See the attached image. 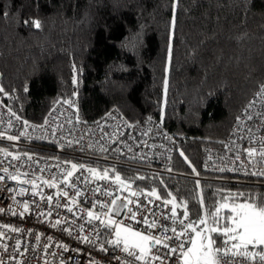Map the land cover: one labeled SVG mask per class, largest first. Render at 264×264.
<instances>
[{
	"label": "trees",
	"instance_id": "obj_1",
	"mask_svg": "<svg viewBox=\"0 0 264 264\" xmlns=\"http://www.w3.org/2000/svg\"><path fill=\"white\" fill-rule=\"evenodd\" d=\"M0 5V101L17 116L42 123L65 100L73 101L85 125L113 109L133 124L149 115L161 120L163 114L177 144L167 166L172 171L154 163H115L122 176L150 178L133 188L159 190L162 179L178 198L189 200L200 189L206 197L217 187L243 190L248 177L220 173L213 164L223 166L219 156L232 155L219 141L229 140L256 82L264 81V0H0ZM37 19L39 29L24 23ZM29 149L97 169L114 164Z\"/></svg>",
	"mask_w": 264,
	"mask_h": 264
},
{
	"label": "snow or ice",
	"instance_id": "obj_2",
	"mask_svg": "<svg viewBox=\"0 0 264 264\" xmlns=\"http://www.w3.org/2000/svg\"><path fill=\"white\" fill-rule=\"evenodd\" d=\"M3 15L7 16L8 13L4 12ZM24 23H31L37 29L41 27L38 19ZM168 59L171 60V48ZM3 92L4 89L0 87V93ZM253 97L235 118L236 123L229 140L219 141L225 153L232 155L219 156L223 166L213 164L214 170L220 173L234 172L248 177L243 190L232 191L225 187H217L211 192V196L216 199L208 203L211 196L206 197L203 194V189H200L201 181L197 179L194 183L200 191L195 192L191 200L180 199L177 194L168 190L162 179L160 185L163 187L159 190L157 187L150 190L141 189L139 186L133 188L137 180L144 181L150 178L143 175L122 176L123 169H117L115 163L97 169L67 159L51 166L45 163L44 167H39L40 160L30 155L31 149L23 151L21 155L0 148V155L4 157V161H0V182L7 178L18 185L17 188L7 189L8 193L12 194L10 196L12 203L6 208L0 207V215L10 214L21 220L26 215L32 216L39 223L67 234L77 244H84L105 254L110 248L114 252L118 250L123 255H114L112 259L119 264H264V81L256 82ZM64 103L73 106L72 100H65ZM258 103L261 110L255 111ZM9 112L16 120H21L15 112L11 110ZM108 115L115 119L111 113ZM148 120L151 122L152 117ZM7 126V129L0 131V139L12 142L19 141L21 137H28L25 131L7 134L8 129L13 127L11 120L7 121ZM22 126L30 125L24 120ZM133 126L127 124L129 128ZM32 127L44 128L45 125ZM105 138L109 143H123L128 152L133 151L132 146L126 142L112 140V134L105 133L100 140ZM165 138L168 137L165 135ZM82 139L83 137L75 141L69 139L62 147L76 150L74 146L80 145ZM99 146L103 152H118L115 157L118 162L121 156H125V162L137 159L136 156L127 157L122 150L110 149L103 144ZM86 147L91 149L93 145L88 144ZM78 150L85 151V146ZM180 155L184 157L191 173L199 177L201 173L196 166L183 152H180ZM22 156L32 162L28 165L31 171L22 172L20 169L24 167L23 164L12 163L20 162ZM211 159L210 156L209 160ZM5 161L7 166H4ZM167 171L171 172L172 169L169 168ZM45 172L50 175L45 177L38 174ZM23 185H29L30 188ZM84 185L95 186L82 187ZM45 188L54 191L45 194ZM0 191L4 189L0 188ZM89 193L92 197L105 199L102 201L98 198H89ZM124 193L127 194L123 195ZM26 195H30L31 199H17ZM156 201H160L168 209L167 214L156 210L160 208V204H156L155 209L151 207ZM84 203L89 206L84 207ZM190 203L192 208L189 207ZM61 209L72 214L73 219L61 215ZM54 214L56 218L53 222L51 218ZM77 220L84 223L77 224ZM136 225H141L142 228ZM26 232L34 236L35 244L32 250L39 249L42 258L50 256L56 258L59 264H69V261L75 264L73 256L65 258L63 255L74 252L87 256V264H98L91 251L85 252L80 247L73 248L61 240H54L51 235L11 223H0V253L6 254L0 255V264H11L12 261L23 264L19 258L26 257L29 248L23 247L22 250L24 242L10 233ZM9 240H14V244H9L7 242ZM53 248L60 251H50ZM44 264H51V261L44 259Z\"/></svg>",
	"mask_w": 264,
	"mask_h": 264
},
{
	"label": "built area",
	"instance_id": "obj_3",
	"mask_svg": "<svg viewBox=\"0 0 264 264\" xmlns=\"http://www.w3.org/2000/svg\"><path fill=\"white\" fill-rule=\"evenodd\" d=\"M252 97L249 99H253ZM248 100V101H249ZM248 103V102H247ZM246 103V104H247ZM245 104V105H246ZM242 107V109L245 107ZM241 109V111H242ZM9 108L0 101V118H2V122H0V131L7 129V121L11 120L13 127L8 129L7 134L18 133L19 131H25L28 133V137H21L19 141H7L6 139H0V148H6L9 151H12L15 154H21L23 151H26V147H38L42 150H55L58 152H66L73 155V157H100L106 161L111 163H127V164H134V163H154L157 164L158 167L162 169H167L168 164L173 159L174 150L177 148L176 140L174 139L172 133L169 129L165 126V123L162 122L160 119H157L151 115L147 116L145 120L139 124H133L129 122L124 114H122L119 110L113 109L107 113V115L101 119L100 121L85 125L82 123L78 118L77 111L71 106L66 103L59 102L52 108L51 112L49 113L48 117L42 123H34L32 121L26 120L21 118V120H16L15 117L10 115ZM261 105L258 103L256 106L255 111H260ZM12 112V111H11ZM109 113H111L112 117H109ZM241 114V113H240ZM149 117H152V121L148 120ZM28 121L30 126H22V121ZM127 122V123H126ZM127 124H133L134 126L129 128ZM45 125L44 128L40 127H32V126H39ZM147 132V135L144 133ZM55 133V134H53ZM105 133L112 134V140L126 142L127 144L132 146L133 151L128 152L126 148H124L123 143H109L108 139L105 138L104 140H100V137L104 136ZM165 135L168 137L165 138ZM260 135V133H258ZM30 137V138H29ZM40 137H43L42 139ZM83 137L81 140L80 145H75L74 149H64L62 144L71 139L75 141ZM99 142V143H97ZM143 142H147L146 144ZM88 144H92L93 147L88 149L86 146ZM100 144H103L110 149H117L122 150L126 153L127 157L136 156V160H128L125 162V156L119 157V162L115 159L118 155V152L109 151L103 152L100 149ZM139 145V147H137ZM82 146H85V151L80 152L78 149ZM30 155H34L37 159L40 160L39 167H44L45 163L49 166L54 165L58 161H64L61 159H57L55 157L41 155L36 152H30ZM211 155H207V164L209 168L211 167L212 160H209ZM212 157V156H211ZM42 158V159H41ZM10 159V158H9ZM0 161H4V157L0 155ZM13 164H23L20 170L23 171H31L28 167L29 164L32 162L27 161L26 157L22 156L20 162H12ZM4 166H7V161H5ZM36 167V165H33ZM15 169H10V171H14ZM55 171V169H53ZM39 175H44L47 177L50 173H38ZM25 177H21L24 179ZM103 184V182H100ZM24 187H29V185H23ZM95 185H84L82 187H94ZM17 182L10 181L6 178L4 182H0V188L4 189V191H0V207H8L12 203L10 196L11 193H8V188H17ZM115 188V186H113ZM45 194H49L53 192L52 189H44ZM124 193L123 195H126ZM89 198H98L100 200H104V197H92L91 194H88ZM18 200L23 199H31L30 195H26L25 197H17ZM38 199V197H37ZM143 200L144 197H141ZM156 204H160V208L156 209L158 212H163L167 214L168 209L165 208L160 201H156L154 205H151L155 209ZM84 207H88L87 203L83 204ZM61 215L67 216L70 220L73 219L72 214L66 213L63 209L60 210ZM55 214L51 218L54 222ZM0 223H11L16 226L23 227L25 229H33L35 232H42L46 235H51L54 237V240H61L64 243L70 244L73 248L80 247L85 250V252L91 251L93 257L98 262V264H119L118 261L112 259L114 255H123L118 250L113 251L111 248L107 254L103 252L96 251L84 244H77L73 239L67 236V234L61 233L58 229L51 228L46 226L45 224L39 223L34 217L27 216L21 220L18 217H14L9 215H0ZM84 223L82 220H77V224ZM170 223V222H169ZM87 227V225H85ZM138 228H142L141 225H136ZM10 235L14 236L17 239H20L22 242V250L23 247H28L29 251L26 254V257H20L19 259L23 261V264H44V259L51 261V264H59L58 260L53 257H44L42 258V253L39 249L36 251L32 250L33 244H35L34 236L28 234H13ZM9 244H14V240L7 241ZM50 251L59 252L60 250L57 248H53ZM0 255H5L0 253ZM64 257L73 256L75 259V264H87L88 257L84 255H77L74 252H68L63 254ZM11 264H16L15 261H12ZM69 264H72L69 261Z\"/></svg>",
	"mask_w": 264,
	"mask_h": 264
}]
</instances>
